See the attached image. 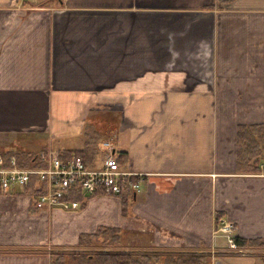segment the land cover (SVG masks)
I'll return each instance as SVG.
<instances>
[{"label":"crops","instance_id":"1","mask_svg":"<svg viewBox=\"0 0 264 264\" xmlns=\"http://www.w3.org/2000/svg\"><path fill=\"white\" fill-rule=\"evenodd\" d=\"M260 123L264 0H0V146L16 142L0 154L80 151L100 167L111 137L144 175L75 209L38 208L31 185L0 192V264H50L101 226L120 250L264 264V246L214 233L218 216L264 242V168L237 167L239 125Z\"/></svg>","mask_w":264,"mask_h":264},{"label":"built area","instance_id":"2","mask_svg":"<svg viewBox=\"0 0 264 264\" xmlns=\"http://www.w3.org/2000/svg\"><path fill=\"white\" fill-rule=\"evenodd\" d=\"M103 145L107 154L100 167H90L82 157H62L57 150L46 149L35 155L34 165L22 166L15 154H0V192L24 188L34 181L35 205L38 208H78L80 197L94 194H118L125 187L140 190L143 174L124 168L112 142ZM221 230V231H219ZM217 230L229 247L237 248L234 225L223 220Z\"/></svg>","mask_w":264,"mask_h":264},{"label":"trees","instance_id":"3","mask_svg":"<svg viewBox=\"0 0 264 264\" xmlns=\"http://www.w3.org/2000/svg\"><path fill=\"white\" fill-rule=\"evenodd\" d=\"M91 144H89L90 146ZM92 147V146H90ZM61 156L67 157L68 151L61 150ZM88 166H93L91 161L87 160L84 154L78 151ZM36 153L28 151L25 156L17 155L21 165H29L35 162ZM119 160L126 161L119 155ZM237 167L244 172H257L264 168V123L260 124H240L237 133ZM30 185L34 189V181ZM29 185V186H30ZM30 186V187H31ZM127 203L124 202L123 209L126 211ZM99 238L104 246L98 252L87 253L77 264H207V254H181L166 255L158 253L136 254L128 250L117 249L121 240L119 228L110 226H101L95 232L84 233L80 236L78 245L80 247L93 245V241ZM234 240L238 251L252 247H263L264 242L261 239H245L235 234ZM66 255L61 248L50 249V264H66Z\"/></svg>","mask_w":264,"mask_h":264},{"label":"rangeland","instance_id":"4","mask_svg":"<svg viewBox=\"0 0 264 264\" xmlns=\"http://www.w3.org/2000/svg\"><path fill=\"white\" fill-rule=\"evenodd\" d=\"M28 138V137H26ZM25 138V139H26ZM19 139H22V138H19ZM28 139H32L31 136H29ZM111 137H107L106 140H109V141H112L110 140ZM105 140V141H106ZM6 142V143H5ZM3 146H0V151L2 150H6V148H11L12 150H15V145H16V142L13 141L11 142L9 139H4L3 142H2ZM8 143V144H7ZM63 145H78V141L77 140H71V139H64V140H59V142H55L54 143V147H60V146H63ZM49 148V147H48ZM17 149V148H16ZM32 151H37L38 149H33L31 148ZM40 149V148H39ZM41 150V149H40ZM46 150V149H45ZM121 165L124 167L123 163L120 161ZM35 163L34 162H31L28 166H31V165H34ZM91 167V166H90ZM126 168V167H124ZM143 181V180H142ZM225 220L224 218L222 217H218L217 216V220H216V228H215V234H219L221 235L220 233H217V230H219L220 226H221V223L222 221ZM227 221V220H226ZM221 231V230H219ZM130 245V244H129ZM137 245V244H136ZM103 245L101 244V240L99 238H97L96 240L93 241V245H90V246H85V247H80L79 245L76 246V247H71V248H61V250L65 253L66 255V258H65V261H66V264H77L78 261L80 259H82V257H84L87 253H95V252H98L100 251L101 249H103ZM229 250H235L237 248H233V247H228ZM143 253H158L159 256H161L160 254H163V253H160V252H151V251H144V250H137L136 254L140 255V254H143ZM163 262V255H162V261H161V264Z\"/></svg>","mask_w":264,"mask_h":264}]
</instances>
